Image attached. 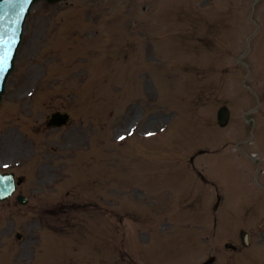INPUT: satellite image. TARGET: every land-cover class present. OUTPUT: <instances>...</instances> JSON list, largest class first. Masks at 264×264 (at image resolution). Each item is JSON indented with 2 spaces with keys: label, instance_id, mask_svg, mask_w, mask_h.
I'll list each match as a JSON object with an SVG mask.
<instances>
[{
  "label": "rangeland",
  "instance_id": "374dc122",
  "mask_svg": "<svg viewBox=\"0 0 264 264\" xmlns=\"http://www.w3.org/2000/svg\"><path fill=\"white\" fill-rule=\"evenodd\" d=\"M177 1L182 0H66L56 5L41 3L35 6L26 22L23 43L18 56L19 64L15 75L10 78L7 94L15 93L16 84H22L21 89L26 95L28 92H34L37 96L31 99L27 97L19 102L13 97L5 99L0 109V143H5V139L7 141L11 139L19 148L20 143L17 137L28 133L31 136V143L38 144L47 136L38 129L41 127L43 113L58 109L71 113L73 123L78 126L61 132L59 142H75L79 145L84 137L83 129H86L88 123L92 121L94 149L103 142L102 147L106 149L108 160L112 161V164L118 158L139 161L147 159L150 155L156 156L157 159H172L177 155L186 158L187 155L190 157L195 154L200 146L213 147L214 145L219 148L223 141H231L232 144L227 149L217 154H201L196 160L204 176L215 183L224 197L219 223L222 236L227 230L235 231L236 226L242 222L244 211L237 210L241 204L256 201L258 197L264 198V186L261 185L264 174L259 173L264 163L262 160L257 161L250 157L252 149L258 151L260 159L262 155L264 156V125L259 122L255 125V122L251 119L247 120V117L243 115L228 129L205 126L207 123H215L210 113L214 112L212 108L218 106V101L220 103L229 98L232 113L240 114L239 106L242 97L238 96L239 84L235 82L233 89L228 86L231 83L230 77L225 76L223 84L220 85L216 63L210 66L205 62L203 67L208 76L197 86L194 82L188 84L187 100H181L186 93L184 91L186 84L182 78L185 74L189 77L188 71L185 74L181 71L184 60L181 61L180 56L183 55L175 50L167 51L166 54V50L171 45L166 42V37L160 36L167 35L159 28L156 33L145 29L148 22L146 17L157 14L160 18L156 20L167 23L170 32L193 30L194 22L190 21L185 28L169 27L178 25L185 15L181 9H176L174 3L171 4ZM194 1L201 3V0H183L182 6L185 10H193L217 19L218 29L223 32L222 37L226 40L232 37L230 46L222 47L219 53L226 54L230 48L235 50V55L243 53L238 51V47L243 46L241 39L245 42V36L251 30L248 6L252 0H213L209 6L210 0L203 1L199 6ZM204 24V28L211 34H218L213 24L205 22ZM122 28L125 32H121ZM153 35L155 40L149 43L148 40ZM143 37L148 39L142 42L140 39ZM172 38L175 45L177 44L175 40L181 41L177 36ZM199 41L202 40L199 39ZM217 44L224 45V40L220 39ZM255 53L258 52L252 50L253 57L256 56ZM172 55H174L173 59L170 58ZM244 57L245 62L251 64L249 67L251 75L246 85L248 84L255 92H258L264 87V61L253 59L250 54ZM229 62L231 60L221 59L217 65L229 66ZM149 63L155 66L153 72L156 75V86L149 83L148 75L145 73ZM173 63L175 67L172 71H167ZM211 70L213 72L209 75ZM21 73L24 82L16 83L15 81L20 80ZM171 77L173 78L169 80ZM194 77L201 78L200 71H196ZM124 89L125 92H122ZM77 95L81 97L83 95L84 99L91 95L95 101L86 104V102L82 103L81 99H77L80 101L78 102L73 97ZM200 96L207 98L203 106ZM148 104L153 107H148ZM10 105L15 108L12 116L7 113ZM209 108H211L210 112L207 111ZM133 112L134 117L137 118L136 122L139 123V133L135 136L142 135L143 131L149 129L158 132L160 128L169 126L170 130L157 135L156 148L138 147L131 139L125 142L122 148L116 145L119 132L127 129L122 127L128 126L127 121L132 118ZM199 119L202 122L205 121V125L199 122ZM101 123L110 126L108 142L100 138ZM81 125L83 127H80ZM104 133L105 129L103 135ZM54 138H56L54 135L47 137V139ZM22 139L30 144V141L23 137ZM177 144L181 148L186 146L193 149L199 148L176 151ZM176 165L175 161L165 164L154 163L140 170L141 175L135 180L133 192L124 198V201L129 198L131 203L125 211V219L134 223L135 219L140 217L139 215L153 212L157 204L160 205L159 207H177L185 203V199H190V196L194 198L197 195L199 197L205 195L204 198L208 200L207 208L210 207L215 196L212 185L201 184L197 174L195 175L188 166ZM98 169L101 167L99 166ZM114 176L116 177L115 174ZM124 176L128 175L124 174ZM115 177H108L113 187L112 192L123 185L122 179ZM77 189V187L72 188L73 193L79 197ZM88 194L90 192L83 197L80 196V199L86 201ZM185 194L187 196L183 198ZM61 199L64 200L62 197ZM11 202L13 201L8 200L0 203V232L6 231L0 243V264H44L41 261L43 256L41 250H44L45 245L43 241L50 240L53 236L49 231L41 230L39 223L52 224V220L45 217L39 218L38 215L29 212L26 207H20ZM36 202L37 200H34V203ZM257 204L261 206L259 210L264 215V203L258 201ZM189 205L191 209L201 208L197 202L193 204L190 202ZM203 212L208 214L210 224L211 210L207 209ZM252 212L254 215L257 214V210ZM81 216L82 222H85L87 218L83 236L87 235V231L90 235V230L95 229L93 233L98 239L107 238L108 233L105 231L102 232V237L97 236L100 231L95 224H99L100 220H94L93 217L91 219L88 215ZM191 216L198 223L202 220L198 213H193ZM143 218L147 220L148 225L151 223L149 220L153 219L151 216ZM204 218L206 219L205 216ZM79 219L80 216H77V220ZM155 221L156 218L150 227L155 233H147L144 251L141 249L139 237L134 233L127 238V244L124 245L120 242L119 233L116 250L122 253L128 252L134 260L142 264H172L182 259L190 260L197 255L196 251H191L190 247L185 245L184 237L175 235L178 232L183 235L186 230H173L168 217L160 218L161 222L158 223L156 230L153 228ZM34 230L38 231L37 238L40 244L38 250L32 248L34 236L30 233ZM16 232L22 235L23 240H27L17 243L14 237ZM193 232L196 233V230ZM7 233H11L9 238L5 237ZM75 242H72L70 246L58 244L61 254L59 264H101L99 257L94 255V250L83 245L80 240ZM201 243L197 244L201 246ZM220 244L213 246L208 255L211 256L212 250L216 247L220 249L216 255L219 258L224 252ZM99 247L98 245L92 248ZM209 249L210 246H207L203 254H206ZM107 251H109V257L116 253L112 247H109ZM112 260L113 258L109 260L110 264H132L124 260ZM33 261L35 263H32Z\"/></svg>",
  "mask_w": 264,
  "mask_h": 264
},
{
  "label": "water",
  "instance_id": "95a60500",
  "mask_svg": "<svg viewBox=\"0 0 264 264\" xmlns=\"http://www.w3.org/2000/svg\"><path fill=\"white\" fill-rule=\"evenodd\" d=\"M40 0H30L29 3L23 5V10L21 11V5L18 0H0V36L4 39V44L0 48V59L4 60L7 64L6 71L0 75V99L4 93V83L5 78L13 69L14 55L10 63L11 56L14 49L11 51L9 57L7 51L9 47L13 44H17L18 40L21 38V28L24 23L26 15H28L29 9L32 4ZM43 1V0H42ZM50 3L57 2L59 0H47ZM19 34V37L17 36ZM19 43V42H18ZM18 45V44H17Z\"/></svg>",
  "mask_w": 264,
  "mask_h": 264
},
{
  "label": "snow or ice",
  "instance_id": "6c2138e0",
  "mask_svg": "<svg viewBox=\"0 0 264 264\" xmlns=\"http://www.w3.org/2000/svg\"><path fill=\"white\" fill-rule=\"evenodd\" d=\"M18 2L20 3L21 5V11L23 10V5L26 4V3H29L30 0H18ZM6 68H7V64L4 60L0 59V75H2L5 71H6ZM148 135H151V133H149ZM120 140H123L125 139L124 136H120L118 137ZM5 167H7V165H5Z\"/></svg>",
  "mask_w": 264,
  "mask_h": 264
},
{
  "label": "flooded vegetation",
  "instance_id": "af4514ba",
  "mask_svg": "<svg viewBox=\"0 0 264 264\" xmlns=\"http://www.w3.org/2000/svg\"><path fill=\"white\" fill-rule=\"evenodd\" d=\"M18 96H20V95H17V97ZM58 144H56V146H57ZM47 148H49V147H47ZM49 150H54V148H50ZM48 170V169H47ZM48 172H50L52 175H56V170L55 169H52V170H50V171H48ZM218 201H220L219 199H218ZM217 207H214V209H216ZM227 246H229V247H233V245H227Z\"/></svg>",
  "mask_w": 264,
  "mask_h": 264
}]
</instances>
